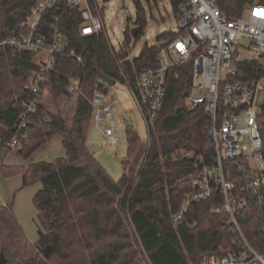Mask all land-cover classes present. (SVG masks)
<instances>
[{"label": "trees", "instance_id": "obj_1", "mask_svg": "<svg viewBox=\"0 0 264 264\" xmlns=\"http://www.w3.org/2000/svg\"><path fill=\"white\" fill-rule=\"evenodd\" d=\"M36 0H0V39L12 35ZM185 0H170L178 15ZM230 18L241 17L254 3L264 0H215ZM135 26L138 40L146 25L144 8L138 1ZM75 10L67 15L63 32L67 37L63 52L56 56L54 70L79 76L83 95L78 96L71 123L61 116L32 114L30 135L38 147L55 135L61 136L66 154L53 161H33L28 165H4L0 175L20 174L23 185L36 181L41 188L33 195L39 212L38 237L30 242L12 211L0 205V258L3 264H142L133 247L130 226L138 237L148 264H199L203 254L232 249L236 232L225 222L223 211H213L217 196L188 208L181 220L173 215L185 197L194 191L189 178L194 174L192 159L178 157L182 151L211 152L205 128L210 120L203 107L189 108L192 61L169 73L162 106L149 128V145L128 121L125 128L126 155L120 158L123 173L113 179L87 145L92 109L89 99L96 85L105 87L101 74L132 87L147 67L157 65L159 44L145 45L137 57L127 60L124 51L113 53L103 33L82 36L77 31ZM160 33L159 41L172 38ZM128 43L130 36L125 32ZM75 48L77 61L68 54ZM35 68L33 55L13 57L0 47V128H9L22 110L27 95L21 85ZM124 76V77H123ZM242 79V75L238 74ZM54 98L62 94L55 81L49 85ZM35 140H38L35 144ZM31 155V149L23 154ZM241 228L256 249L264 248V191L261 202L250 203ZM127 217V218H126ZM129 229V230H128Z\"/></svg>", "mask_w": 264, "mask_h": 264}, {"label": "built area", "instance_id": "obj_2", "mask_svg": "<svg viewBox=\"0 0 264 264\" xmlns=\"http://www.w3.org/2000/svg\"><path fill=\"white\" fill-rule=\"evenodd\" d=\"M71 10L82 36L105 35L99 0H36L14 33L0 39V47L13 57L31 53L35 65L21 85L27 96L21 100L20 114L9 128H0V169L7 165V156L18 154L28 142V117L49 114L53 81L64 95H83L79 76L54 70L56 56L67 41L63 27ZM177 16L173 37L160 41L157 65L142 70L135 87L123 76L133 109L146 124L148 147L149 128L162 106L169 73L192 61L191 89L200 92L189 93L186 105H201L209 115L205 132L211 152L179 153L178 157L193 160L195 172L189 181L194 191L173 220H181L191 204L217 196L213 211L226 213L225 222L236 232L237 242L232 249L203 254L199 264H264V248L253 247L241 228L245 211L250 203L263 200L264 191V4L254 3L241 17L230 18L215 0H185ZM68 54L81 60L75 48ZM88 101L91 122L113 147L119 140L115 127L130 120V111L121 109L118 100L109 98L106 87L99 85Z\"/></svg>", "mask_w": 264, "mask_h": 264}, {"label": "rangeland", "instance_id": "obj_3", "mask_svg": "<svg viewBox=\"0 0 264 264\" xmlns=\"http://www.w3.org/2000/svg\"><path fill=\"white\" fill-rule=\"evenodd\" d=\"M103 6L104 32L109 48L113 53L124 51L127 53V60H131L138 56L141 49L145 45L160 44L157 36L163 32L177 31V19L170 0H99ZM138 1L144 8L146 25L144 32L138 40L130 34V29L135 26L136 20V5ZM128 30L130 40L127 43L125 32ZM109 98L117 99L122 106L121 109L130 111V123H132L138 135L146 140L147 129L138 111L134 110L133 100L128 91L125 82L115 81L114 84L108 86L103 82ZM200 91L197 88H192L190 93L198 94ZM62 93V92H61ZM76 98L72 95L59 94L57 98L49 94L48 103L50 112L48 116L55 115L63 117L69 125L75 110ZM125 124H120L115 127V132L119 135L118 142L111 147L106 138L99 132L94 123L91 125L87 133V145L99 163L106 169L109 175L118 180L122 173V164L120 158L126 155L127 141L125 135ZM36 129H33L29 136L27 145L23 149V154L31 149V155L15 154L6 157L5 162L8 165H28L33 161H53L57 157L66 154L61 143V136L55 135L47 143L41 144L38 147H31L34 144V134ZM38 140H35L37 144ZM41 188L39 181L23 185V179L20 174L5 177L0 176V204L11 205L12 211L15 214L18 223L22 227L27 239L30 242H35L38 237L39 212L33 202L34 193ZM127 218V217H126ZM130 235L133 240V247L138 258L148 264L147 255L142 251L139 240L133 228L130 226ZM129 230V229H128Z\"/></svg>", "mask_w": 264, "mask_h": 264}, {"label": "water", "instance_id": "obj_4", "mask_svg": "<svg viewBox=\"0 0 264 264\" xmlns=\"http://www.w3.org/2000/svg\"><path fill=\"white\" fill-rule=\"evenodd\" d=\"M138 29H139L138 26H134L132 29H130V34H131L132 36H135L136 33L138 32ZM100 77H101V80H102L103 82H105L108 86H111L112 84L115 83V80L112 79V78H110L109 76H106V75H104V74H101ZM3 263H4V259H3V258H0V264H3Z\"/></svg>", "mask_w": 264, "mask_h": 264}]
</instances>
